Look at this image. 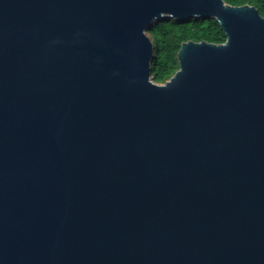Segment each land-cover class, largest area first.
Wrapping results in <instances>:
<instances>
[{
    "label": "water",
    "instance_id": "95a60500",
    "mask_svg": "<svg viewBox=\"0 0 264 264\" xmlns=\"http://www.w3.org/2000/svg\"><path fill=\"white\" fill-rule=\"evenodd\" d=\"M216 20L151 78L147 32ZM0 264H264V18L223 0H0Z\"/></svg>",
    "mask_w": 264,
    "mask_h": 264
},
{
    "label": "trees",
    "instance_id": "16d2710c",
    "mask_svg": "<svg viewBox=\"0 0 264 264\" xmlns=\"http://www.w3.org/2000/svg\"><path fill=\"white\" fill-rule=\"evenodd\" d=\"M223 1L231 6H253L264 18V0ZM147 34L153 44L150 78L156 84L167 82L179 69L177 54L183 43L204 41L219 45L226 40L216 20L201 18L186 21L163 18L155 22Z\"/></svg>",
    "mask_w": 264,
    "mask_h": 264
}]
</instances>
